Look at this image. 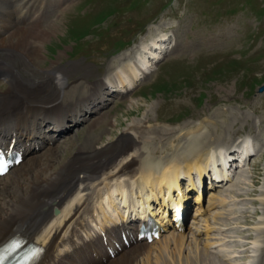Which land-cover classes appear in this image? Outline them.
Instances as JSON below:
<instances>
[{"label":"bare ground","instance_id":"obj_1","mask_svg":"<svg viewBox=\"0 0 264 264\" xmlns=\"http://www.w3.org/2000/svg\"><path fill=\"white\" fill-rule=\"evenodd\" d=\"M15 1L4 0L0 4V81L4 86L0 88V142L14 140L24 148L25 156L32 155L42 145L46 146L52 139L49 134L52 131L57 132L53 138L55 141L65 129L68 130L70 123L80 122L78 116L82 115L81 112H96L94 106L97 105L98 109L105 107L102 103L107 99H103V93L119 96L132 91L151 70L152 61L159 56L157 52L165 48L162 46L165 35L151 38L153 49L148 46L150 43L141 42L139 52L130 56L131 60L126 64L119 65L117 74L109 76L107 82H94L91 87H85V91L81 89L78 92L73 88L77 86L71 87L74 92H70L72 89L66 91L72 66L52 62L39 67L43 62L45 42L51 40L56 24L40 27L30 17L23 26L6 20V16L21 12ZM25 8L20 17L33 14V2L30 1ZM53 24L54 29L50 28ZM146 52L148 56H145ZM261 106L264 107V100ZM132 110L124 114L128 116ZM103 121L107 122V118L97 119L96 125ZM49 129L51 131H47ZM129 129L139 134L157 131L143 125ZM129 133L124 131L116 140L105 144L98 141V145H95V135L83 136L80 143H86L84 148L78 147L73 153L66 148L60 155L48 150L40 157L30 156L22 171L15 173L13 169L19 167L23 160L0 176L14 172L0 183V245L13 236H19L40 246L44 252L36 264H103L115 260L127 245L116 248L113 258L105 248L120 240L122 231L131 232L132 219L137 215L145 220L146 211L150 210L151 215L163 223L160 215L162 205L168 203L171 208L172 201L182 199L187 206L188 192L195 190L196 182L203 186L204 174H209L211 182H208V187L216 186L217 182H227L235 175V167L243 166L254 153L249 139L231 147L206 149L203 145L207 136L196 133L185 140L180 152L164 162H156L152 155L161 150H172V143L179 142L181 138L166 137L167 144L157 141L162 147L146 146L143 151L139 142L149 140L140 135L137 136L139 140L131 139ZM98 134L100 137L101 133ZM155 141L152 139L149 143L155 144ZM210 171L218 180L212 181ZM201 194L199 191L192 197L195 202L192 221L201 213L204 215ZM223 196H215L209 202L218 207L226 206ZM154 202L157 207L152 205ZM202 221L206 235L210 231L217 234L215 241L207 240L201 247L195 236L197 227L193 231L189 226L188 231L183 232L185 224L181 229L173 226L151 244L132 241L129 245L131 254L119 264H131L140 257L148 263L154 254L152 246L157 247L156 264H239L237 253L244 247L239 236L232 239L223 226L212 225L207 217ZM223 223L225 226L226 222ZM261 224L262 227L255 228H264V223ZM230 228L238 229L237 224ZM232 242H238L235 244L238 249L231 248ZM258 243L257 236L251 239V253L255 252ZM216 244L219 250L209 251ZM186 249L188 252L184 255ZM215 256L227 262L218 261ZM252 257L249 255L243 264L249 263ZM166 258L170 263L165 261Z\"/></svg>","mask_w":264,"mask_h":264},{"label":"rangeland","instance_id":"obj_2","mask_svg":"<svg viewBox=\"0 0 264 264\" xmlns=\"http://www.w3.org/2000/svg\"><path fill=\"white\" fill-rule=\"evenodd\" d=\"M30 1L33 14L20 17ZM15 5L21 12L4 16L6 20L23 26L30 17L40 27L56 24L51 40L45 42L39 67L52 62L72 66L66 91L74 92L73 88L85 91L94 82H107L122 63L126 64L130 56L139 52L141 42L149 44L151 38L165 35L162 45L165 48L156 51L159 58L152 61L151 70L132 91L119 96L103 93V99H107L102 103L105 107L98 109L97 105L96 112H81L80 122L70 123L57 140L26 156L14 172L22 171L30 156L40 157L48 150L60 155L66 148L69 153L84 148L86 143H80L83 136L95 135V145L114 141L124 131L130 132L131 139L139 140L140 135L149 142L156 140L155 144L139 142L143 151L146 146L162 147L168 137L179 136L181 139L172 143V150L152 155L156 162H164L180 152L185 140L196 133L207 136L203 145L206 149L231 147L250 138L254 153L243 166L235 168L231 180L212 188H207L205 183L201 192L204 215L201 213L192 221L194 207L189 208L183 232L189 226L193 231L198 228L195 236L201 247L215 241V231L206 235L202 228V220L207 217L212 225L223 226L232 239L238 235L242 240L244 247L236 258L239 264L245 263L251 254L253 257L247 264H264V228H255L264 223V201H261L264 199V107L261 106L264 90L259 91L264 85V0H16ZM55 24L50 28L54 29ZM148 46L153 49L151 43ZM144 54L148 56L147 52ZM3 87L0 81V88ZM129 109L133 110L127 116L124 112ZM102 118H107V122L96 125L97 119ZM133 125L157 131L139 134L129 129ZM13 173L1 177L0 183ZM197 192H188L191 203H195L192 197ZM220 194L225 196L226 206L211 205L209 200ZM236 224L238 229L230 228ZM255 236L259 243L251 253L249 242ZM235 244L238 242L231 243L232 249H238ZM151 250L154 254L148 263L140 257L131 264H156L157 247L152 246ZM218 250L217 244L209 249ZM187 252L188 249L183 254ZM129 254L130 246L117 254V259L103 264H119Z\"/></svg>","mask_w":264,"mask_h":264},{"label":"water","instance_id":"obj_3","mask_svg":"<svg viewBox=\"0 0 264 264\" xmlns=\"http://www.w3.org/2000/svg\"><path fill=\"white\" fill-rule=\"evenodd\" d=\"M263 90H264V85L259 88L260 92L263 91Z\"/></svg>","mask_w":264,"mask_h":264}]
</instances>
